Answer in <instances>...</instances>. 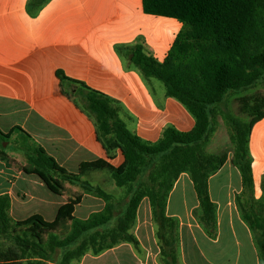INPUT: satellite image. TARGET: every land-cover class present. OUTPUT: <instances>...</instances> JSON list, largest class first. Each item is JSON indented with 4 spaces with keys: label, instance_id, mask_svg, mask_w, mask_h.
<instances>
[{
    "label": "trees",
    "instance_id": "16d2710c",
    "mask_svg": "<svg viewBox=\"0 0 264 264\" xmlns=\"http://www.w3.org/2000/svg\"><path fill=\"white\" fill-rule=\"evenodd\" d=\"M48 0H29L27 10L34 14ZM145 13L173 17L181 22L165 58L160 62L147 53L141 38L132 44L117 45L125 63L139 71L143 79L155 78L164 94L178 100L193 116L187 131L165 126L159 138L150 142L129 130L120 117L121 104L57 71L62 90L83 110L95 126V135L107 159L83 161L69 172L35 143L20 126L0 131V158L10 157L3 141L15 136L16 148L25 158L22 171L37 176L47 189L62 194L63 182L79 185L84 193L103 201L100 210L86 218L73 214L80 196L68 198L52 220L33 213L20 220L9 216L10 198L0 194V264H71L90 251L98 254L121 242L137 246L131 228L136 209L146 198L158 238L174 237L176 220L166 215L168 194L178 175L186 172L192 182L198 206L193 213L208 234L215 229L216 208L208 194V178L224 163L227 153L207 151L219 113L229 127L231 163L241 177V191L235 202L242 219L253 232L255 246L264 264V196L252 194L251 157L247 141L251 125L264 117V91L239 95V110L245 121L226 109L229 93H239L261 84L264 88V0H141ZM119 150L123 160L117 166L108 159ZM11 158V157H10ZM106 171L122 188L119 197L92 184L84 176ZM69 223L59 235L58 227ZM166 237V235H165Z\"/></svg>",
    "mask_w": 264,
    "mask_h": 264
},
{
    "label": "crops",
    "instance_id": "0c3cea01",
    "mask_svg": "<svg viewBox=\"0 0 264 264\" xmlns=\"http://www.w3.org/2000/svg\"><path fill=\"white\" fill-rule=\"evenodd\" d=\"M27 1L0 0V131L20 126L69 172H76L83 161L107 159L93 120L62 90L57 71L117 100L127 128L145 141H156L168 125L180 131L193 127V116L178 100L166 96L164 87L155 88V78L145 80L138 70L125 66L116 51L117 45L141 38L146 52L161 62L181 28L178 19L145 13L141 0H48L34 14L27 10ZM249 90L229 93L225 105ZM247 146L252 194L258 199L264 196V117L251 125ZM231 154L229 149L222 166L208 178L216 208L212 234L193 213L198 201L189 175L182 172L166 201V215L176 220L173 238L168 230L158 238L149 202L143 198L131 228L137 246L121 242L98 254L87 251L71 264H262L253 232L235 202L241 177ZM122 160L119 150L108 159L114 166ZM20 177L24 182L18 185L15 179ZM0 178V194L9 196L13 220L38 213L22 216L26 202L40 210L56 203L57 210L68 199L51 192L61 198L55 202L42 192L46 186L37 176L14 167L8 156L0 158ZM88 196L84 193L75 206L76 217L88 216L75 214Z\"/></svg>",
    "mask_w": 264,
    "mask_h": 264
},
{
    "label": "rangeland",
    "instance_id": "374dc122",
    "mask_svg": "<svg viewBox=\"0 0 264 264\" xmlns=\"http://www.w3.org/2000/svg\"><path fill=\"white\" fill-rule=\"evenodd\" d=\"M155 82H156L155 88L157 89H159L160 87L163 88V84L159 80L155 79ZM263 91H264L263 86L261 84H258L254 88L250 89L249 93H246L245 95H250L256 92L263 93ZM226 109L232 115L239 117L245 121L249 120L250 118V116L247 113H243L239 110V102H238L237 97H232L228 100V102L226 103ZM215 128H216V131L214 134L211 135V139L206 147L207 151L218 153V154L228 153L229 149H231V143L229 141V136H228L229 127L227 125V122L224 120V118L221 116L220 113L216 115ZM16 136H17L16 134L14 137L12 135L11 138H9L7 141L6 140L3 141L2 144H3V149L5 150V152L8 153L9 156L11 157L12 165L20 169L25 163V158L22 152L16 148V144L14 142V138ZM21 178L23 177L15 179L16 184L20 185L24 182L23 180H21ZM84 178L89 180L92 184L99 185L105 191L112 193L114 196L119 197V195L122 193V188L117 187L113 183V180L111 179L110 175L106 171H94L84 176ZM63 183L66 184V186L63 185L64 189H63L62 194L64 195V197L67 196V198H72V197L80 196L81 198V196L84 194V192L82 191L79 185H76V184L71 185L70 183L66 181ZM0 186H3V181L1 178H0ZM27 187L28 186H26V188ZM41 190L45 194H49L48 196L53 198L55 202H58L61 200L59 196L54 195L50 191H48L46 187H41ZM102 206H103V201L100 198L89 194L88 197H85L83 206L78 207L75 214L77 216L85 215L87 213L89 214L90 212L88 211L100 210ZM56 207H57L56 203L51 204V205L45 204V207H43L44 210H40L41 208L40 207L38 208L32 202H26L23 206V210L25 211L23 212L24 214H22V216L26 217V215L28 214H31L33 212H38L43 216L44 219L52 220L55 214V212L53 211L56 209ZM68 227H69L68 222L61 224L57 229V233L59 235L64 234L68 230ZM8 246H11L9 241H6V240L0 241V247L5 248ZM174 251H175L174 255L178 260L179 259L178 245H175Z\"/></svg>",
    "mask_w": 264,
    "mask_h": 264
}]
</instances>
